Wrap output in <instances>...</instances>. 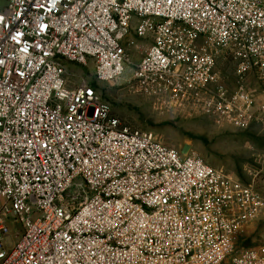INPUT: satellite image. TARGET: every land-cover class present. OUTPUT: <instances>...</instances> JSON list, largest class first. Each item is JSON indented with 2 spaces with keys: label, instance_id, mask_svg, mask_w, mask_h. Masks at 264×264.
Instances as JSON below:
<instances>
[{
  "label": "built area",
  "instance_id": "built-area-1",
  "mask_svg": "<svg viewBox=\"0 0 264 264\" xmlns=\"http://www.w3.org/2000/svg\"><path fill=\"white\" fill-rule=\"evenodd\" d=\"M221 55L264 96V0H0V264H264L232 256L257 191L122 125L68 71L129 70L145 93L264 129V101L221 84Z\"/></svg>",
  "mask_w": 264,
  "mask_h": 264
},
{
  "label": "rangeland",
  "instance_id": "rangeland-1",
  "mask_svg": "<svg viewBox=\"0 0 264 264\" xmlns=\"http://www.w3.org/2000/svg\"><path fill=\"white\" fill-rule=\"evenodd\" d=\"M137 46L134 63L140 61L147 44ZM233 67L224 70L228 79L236 72ZM70 69L75 84L84 80L92 86L122 125L153 133L166 147L198 157L264 197V129L258 124L240 130L206 115L200 104L188 106L183 101H172L168 95L145 93L131 81L129 70L116 83H99L93 78L90 64ZM243 230L234 240L232 256L244 249L264 253V231Z\"/></svg>",
  "mask_w": 264,
  "mask_h": 264
},
{
  "label": "crops",
  "instance_id": "crops-1",
  "mask_svg": "<svg viewBox=\"0 0 264 264\" xmlns=\"http://www.w3.org/2000/svg\"><path fill=\"white\" fill-rule=\"evenodd\" d=\"M90 64V63H89ZM88 64V65H89ZM92 66V64H90ZM73 65H69L68 71L71 72V67ZM217 72L219 74V79L221 84L227 89L229 93H233L237 90L239 86H243L245 90L252 92L255 97V105L264 101V96L261 94L259 83L256 81L255 76L252 73L242 76V78L236 75V72H232V78L228 79L226 76L228 72H224L227 67H232V63L230 62L227 56L221 55L217 59ZM235 68V67H233ZM70 69V70H69ZM264 198V197H262ZM258 229L259 231H264V211L261 212L260 216L251 224L247 225L243 230L246 233H252Z\"/></svg>",
  "mask_w": 264,
  "mask_h": 264
}]
</instances>
